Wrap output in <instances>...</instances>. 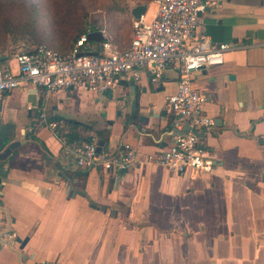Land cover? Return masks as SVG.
<instances>
[{"label":"crops","instance_id":"obj_1","mask_svg":"<svg viewBox=\"0 0 264 264\" xmlns=\"http://www.w3.org/2000/svg\"><path fill=\"white\" fill-rule=\"evenodd\" d=\"M213 1L199 31L233 47L223 63L191 72L214 121L200 140L212 169L176 173L146 160L173 141L174 65L156 83L123 78L103 95L47 94L24 81L3 97L0 149L21 144L0 161V205L12 239L26 242L2 245L0 264H264V0ZM137 4L155 16L154 0ZM4 62L16 72L12 58ZM75 133L112 152L129 143L139 163L65 166L80 145L65 137Z\"/></svg>","mask_w":264,"mask_h":264},{"label":"built area","instance_id":"obj_2","mask_svg":"<svg viewBox=\"0 0 264 264\" xmlns=\"http://www.w3.org/2000/svg\"><path fill=\"white\" fill-rule=\"evenodd\" d=\"M154 2L156 14L152 19H146L143 13L132 18L131 38L125 48L116 47L107 38L97 46L88 38L91 30L87 29L65 52L40 43L32 49L14 53L16 72L0 57V127L4 94L24 81L42 87L47 94L83 88L103 95L123 78L139 80L146 75L156 83L165 68L174 65L178 71L177 87L166 97L173 116V141L161 151L148 154L146 160L176 173L187 169L210 171L213 162L200 146L199 133L211 127L214 121L204 110L208 96L191 85V72L223 63L225 52L233 46L226 42L213 44L199 31L200 12L214 4L213 0ZM47 126L58 129L62 121L50 120ZM185 126H188L186 130ZM62 163L124 171L137 165L139 159L136 149L129 143L124 142L117 152H112L99 148L98 139L89 136L75 148L72 157L65 154ZM7 229L5 211L0 206L1 238L13 237Z\"/></svg>","mask_w":264,"mask_h":264},{"label":"rangeland","instance_id":"obj_3","mask_svg":"<svg viewBox=\"0 0 264 264\" xmlns=\"http://www.w3.org/2000/svg\"><path fill=\"white\" fill-rule=\"evenodd\" d=\"M140 1L0 0V57L7 61L40 43L64 51L86 29L104 30L113 45L124 48L130 9Z\"/></svg>","mask_w":264,"mask_h":264},{"label":"water","instance_id":"obj_4","mask_svg":"<svg viewBox=\"0 0 264 264\" xmlns=\"http://www.w3.org/2000/svg\"><path fill=\"white\" fill-rule=\"evenodd\" d=\"M145 10V6L142 4H137L134 7L131 8V14L133 18H138L140 14H142ZM88 38L92 41H102L104 40V36L103 33L100 30H94V31H90L88 33ZM188 128V126H185V130ZM210 128V127H209ZM203 132L201 131L199 133L200 136V140L203 136ZM21 141L18 139L12 140L10 142H8L7 144H5L1 149H0V161L5 160L6 158L9 157V155L20 146ZM104 145V142L102 140L99 141V148H101ZM202 147V145H200ZM1 206V205H0ZM8 217V216H7ZM10 228L7 229V233L9 232ZM18 243L19 244V248H22L26 242V239H20L19 237H14L13 239L11 237H7V238H1V234H0V248L2 245H7L8 247L11 246L12 243ZM11 248V247H10Z\"/></svg>","mask_w":264,"mask_h":264},{"label":"trees","instance_id":"obj_5","mask_svg":"<svg viewBox=\"0 0 264 264\" xmlns=\"http://www.w3.org/2000/svg\"><path fill=\"white\" fill-rule=\"evenodd\" d=\"M87 30V29H86ZM91 31L97 30V29H89ZM85 31V30H84ZM67 142H76L77 145L81 144L83 141H85L88 136H79L77 133L70 134L68 137H65ZM78 140V141H77Z\"/></svg>","mask_w":264,"mask_h":264}]
</instances>
